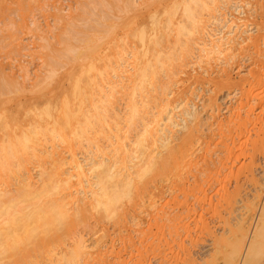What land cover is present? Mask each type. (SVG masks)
Listing matches in <instances>:
<instances>
[{
  "label": "bare ground",
  "instance_id": "1",
  "mask_svg": "<svg viewBox=\"0 0 264 264\" xmlns=\"http://www.w3.org/2000/svg\"><path fill=\"white\" fill-rule=\"evenodd\" d=\"M24 1L18 4L21 3L25 10L31 2L25 1L28 4L24 7ZM223 1L81 0L77 12H72L75 13L73 16L69 13L70 21L69 16L56 6V18L64 25L59 27L57 24L52 29L53 40L50 35L37 30L41 32L44 48L41 53L48 65L45 77L29 86L27 71L22 73L23 81H19L0 67V134L1 131L6 134L4 138V134L0 135V264H264V112H256L257 116L253 117L254 105L249 103L246 111V103H242L245 114L239 105L243 113L238 111L237 116L218 121L215 113V107L219 105L218 94L211 95L210 104L205 107L214 109L216 115L211 113L209 116H217V120L213 118L218 121L216 125L209 116L202 117L194 99L193 102L190 100V106L187 105L190 97L182 96L181 91L175 89L180 86H176L180 80L190 77H196V82L200 79L203 82L214 80L215 83L217 79L215 86L222 89V86L232 84L229 66L232 67V54L236 48L247 51L245 47L252 44L255 47L250 49L256 48L257 54L262 52L264 0H258L261 2L260 15L257 14L258 18L262 17L260 20L257 16L254 21L253 17L252 20L248 15L241 17L233 12L232 17L223 18L229 28L227 32L233 25L234 30L236 26L241 29L243 21L247 26L254 22L259 34L256 31L255 36L252 33L247 35L248 27L245 26L246 31H243L245 28L236 29L245 32L241 40L236 35V40L227 35L233 39V44L219 40L222 45H232L223 46L230 51L221 68L222 78H212L209 67L212 60L226 50L221 48L216 34L211 33L213 29L210 30L206 23L219 11L217 8ZM256 1L253 3L252 0V3L257 4ZM235 6L234 10L240 11ZM6 8L7 0H0V17ZM99 8L103 12L97 13L101 21L96 22L106 27L104 30L87 26L81 31L82 28L77 29L78 25H70L82 14L91 17L89 12L95 13L94 10ZM242 11L246 13L245 9ZM198 45L201 53L203 51V54L198 53L200 62L209 65L203 69V74L206 71L208 76L201 75L202 71L193 75L183 67L184 62L188 66L187 62L192 61L188 58L193 56L191 54ZM125 52H129L132 58L128 78L131 84L123 87V83L121 88V79L111 81L109 77L112 74L120 77L127 71L124 70ZM262 53L264 55V51ZM259 62L263 69L264 60ZM261 71L264 70L253 74L254 78H248V82L245 80L248 88L245 83L243 88L238 87L240 91L242 89L243 97L258 98L260 104L264 103V88L259 90L264 83ZM182 73L189 75L182 77ZM255 87L259 91L255 92ZM11 92L14 93L2 97L3 93ZM124 93L127 95V111L123 117L117 111L116 103ZM183 101H188L185 104L189 108H185L187 116L180 108L183 111L181 116L184 115L180 118L184 121L181 125L175 108ZM259 102L258 106L255 105L258 109L261 107ZM263 107L259 111H264ZM203 109L207 112V108ZM179 125L182 128L175 130ZM134 132L133 139L131 133ZM62 146L69 151L70 158L64 155L63 148L60 149ZM85 147L95 149V152L81 159L77 150ZM23 152L37 157L42 166L38 183L30 168L31 161L24 158L18 160L12 176L3 178L1 175L12 172L9 159L21 156ZM191 176L194 181L189 188L199 203L208 202L207 189L213 193L211 202L207 203L211 208L209 220L201 218L199 222L200 217L192 218L199 205L194 200L198 205L194 207L185 196L189 193L188 188H185L188 193L183 189V200L177 199V194L175 196L177 190L173 192V204L166 202L159 206L155 201L158 194L165 192L166 186L160 185V180H180L183 182H180L181 189L179 187L182 191L186 181L191 182ZM201 179L209 184V188H205ZM170 181L174 180L167 182ZM13 185L14 189L11 188ZM173 186H169L171 190L176 189ZM135 196L149 197L147 205L155 206L150 208L153 210H144L151 215L150 228L153 225L156 229L151 231L153 229L148 227L149 232L146 231L139 241H135L132 235L128 239L121 236L122 247L116 250V240L104 221L109 220L114 226H127L129 222L125 217L129 216L126 211L135 205L134 202L130 207ZM142 205L144 207V203ZM209 208L205 210L210 211ZM136 212L132 220L142 225L143 215L138 216ZM193 221L201 233L206 231L211 236L207 235L208 242L202 237L208 247L205 246L206 251L201 254L186 244L187 239L196 240L194 233L198 235L192 226ZM168 226L176 230L173 235L169 234L170 238L165 234L172 230L165 228ZM140 227L136 231L142 234ZM80 229H87L96 236L93 246L88 245L87 234L85 236ZM202 238L199 244L204 243ZM67 242L70 243L67 245ZM31 247L34 253H31ZM63 247L65 249L61 250ZM125 250L130 253L128 261L121 258V251Z\"/></svg>",
  "mask_w": 264,
  "mask_h": 264
},
{
  "label": "rangeland",
  "instance_id": "2",
  "mask_svg": "<svg viewBox=\"0 0 264 264\" xmlns=\"http://www.w3.org/2000/svg\"><path fill=\"white\" fill-rule=\"evenodd\" d=\"M25 1H28V0H25ZM24 1V2H25ZM81 0H30V1H28V2H31V3H29V5L26 7V5L28 4V2L25 4V6L24 7H26V9L24 10L23 9V5L20 3V4H18L19 2H21V0H19L18 1V3H17V0H7V5H8V8H6L5 9V14L3 13L2 15H1V17H0V67H4V69H5V71H6V73H9V74H11V76H14L17 80H19V81H23V74H24V72H26L27 71V74H29L28 75V77L30 78L29 80H28V85L29 86H32V85H34V84H37L39 81H40V79H42V78H44L45 77V75L47 74V72H48V65L46 64V62H44V58H43V53H41L42 52V36H41V32H43V34H48V35H50V39L51 40H53V34H54V30L52 31V29H55V25H57L58 24V26L59 27H61L62 25H64L63 23L64 22H61L60 21V24H59V21L57 20V18H56V16H58L57 15V10H56V8L58 7V8H60V10L62 9V12L64 13V14H66L67 16H69L68 17V21H70V19H72L71 18V15H69V13H71L72 14V12H77V8L80 6V2ZM139 2L141 1V0H138ZM223 1V0H222ZM228 1V0H227ZM227 1H223L222 3H219V7L217 8V9H219V11L217 10V12H215L214 13V15L215 16H212L211 18H209V16H208V18H209V21L208 20H206V21H208L206 24H208V26L210 27L209 29L211 30V29H213V32H212V30H211V33H213L217 38H218V40L217 41H219V40H221V41H224V43L225 44H227V43H232L233 44V42L231 41V40H233V39H229L228 38V36L230 37V38H232V37H234V35H236L235 37L237 38V37H241V35H245V32L243 33L242 31H238V30H241V29H243V28H245V26L246 27H248V33H246L247 35L248 34H251V35H253L254 34V36L257 34V32L256 31H258L259 30V28H257V25L255 24L254 25V22H251V24H250V26H247V25H245L246 24V22H245V24L243 25V21H241V23L240 24H242L241 25V29H240V27L238 28L237 26H236V29L238 28V30H234V28H235V25H233V26H231V27H233L231 30H230V32L231 33H233V34H231L230 32H227V30L229 31V28H228V25H227V23L225 24L224 23V21H223V18H228L229 16H230V14L233 12L234 14H236V15H238V16H243V15H248V17L249 18H251V17H253L254 18V21H256V18H257V20H260V18H262L261 16H259V18H258V15H260V10H261V8H259L260 7V3L262 2V0H260L259 2L260 3H258V0L256 1L257 2V4H259V5H257L256 3L255 4H253L254 2H255V0H253V3H252V0H230L229 2H227ZM248 1V2H247ZM236 2H238V3H236ZM228 3V4H227ZM59 4V5H58ZM237 4V5H236ZM20 5H21V7H20ZM236 5V6H235ZM253 5V7H251ZM57 6V7H56ZM232 6V7H231ZM233 6H235V7H237V8H239L240 9V11H238V9H236V10H234L235 8L233 7ZM242 6V7H241ZM250 7V8H248V7ZM254 6H255V9H254ZM10 7V8H9ZM246 7V8H245ZM87 7H85V9H86ZM89 8H90V6H89ZM88 8V9H89ZM251 8H252V10H251ZM256 8H258V9H256ZM19 9V10H18ZM70 11H69V10ZM227 9V10H226ZM243 9H245L246 10V13L245 12H243L242 10ZM248 9H250V11L248 10ZM253 9L255 10L254 11V13L252 12L253 11ZM9 10V11H8ZM24 10V11H23ZM90 10V9H89ZM89 10H87L88 12H89ZM100 10H102L101 8H99V10L98 9H95L94 11H95V13L94 12H89V13H91V15L93 16H91V17H89L88 15H80L78 18H80V19H82V20H76L75 19V21L73 20V23H72V21L70 22V25H72L73 24V26H75V24L76 25H78L77 26V29H81V31H83V29H85L87 26H89V27H93L94 28V26L95 27H97V29H99L100 31H102V30H104L106 27H104V26H102V25H100L101 23H97V22H99V21H101V19H100V17H99V15L97 14V13H99V14H101L103 11H100ZM224 10H225V12H224ZM65 11V12H64ZM90 11H92V10H90ZM99 11V12H98ZM259 11V12H258ZM101 12V13H100ZM238 12H241L242 14L240 15V13H238ZM248 12H252L251 13V15H249L248 14ZM18 13V14H17ZM224 15H223V14ZM244 13V14H243ZM73 14H75V13H73ZM73 14H72V16H73ZM227 14H228V16H227ZM258 14V15H257ZM97 15H98V17H99V19H98V17H97ZM211 15V14H210ZM226 15V16H225ZM255 16H257L256 18H255ZM7 17V18H6ZM22 17V19H20ZM95 17V18H94ZM206 18H207V15L205 16ZM230 17H232V16H230ZM17 18V19H16ZM70 18V19H69ZM86 18V19H85ZM90 18V19H89ZM91 18H93L92 20H91ZM207 18V19H208ZM56 19V20H55ZM98 19V20H97ZM252 19V18H251ZM251 19H249V23H250V20ZM20 20H21V22H20ZM225 20V19H224ZM247 20V19H246ZM253 20V19H252ZM97 21V22H96ZM228 21V20H227ZM248 21V20H247ZM14 22V23H13ZM20 22V23H19ZM16 23H17V25H16ZM24 23V24H23ZM78 23V24H77ZM90 24V25H89ZM211 24V25H210ZM18 25H19V27H18ZM93 25V26H92ZM224 25V26H223ZM230 25V24H229ZM249 25V24H248ZM25 26V27H24ZM22 27V28H21ZM36 27V28H35ZM38 27V28H37ZM54 27V28H53ZM84 27V28H83ZM99 27V28H98ZM224 27H226V28H224ZM230 27V26H229ZM254 27V28H253ZM21 28V29H20ZM75 28V30L77 31V29H76V27H74ZM19 29V30H18ZM33 29V30H32ZM96 29V30H97ZM108 29V28H107ZM246 29L247 28H245V29H243V31L245 30L246 31ZM40 30L41 32H38V31ZM45 30V31H44ZM233 31V32H232ZM240 33V35H238V33ZM79 32V31H78ZM99 32V31H98ZM243 34H242V33ZM226 33H229V34H226ZM261 33V32H260ZM213 34H211V38L213 37ZM225 35V39H229V41H228V39L227 40H225L224 39V35ZM258 34H259V31H258ZM221 35V36H220ZM228 35V36H227ZM47 36V35H46ZM227 36V37H226ZM232 36V37H231ZM49 37V36H48ZM215 37V38H216ZM222 37H223V39L224 40H222ZM235 37H234V39H235ZM41 39V40H40ZM214 38H212L211 40H213ZM238 39V38H237ZM207 40H208V38H207ZM236 40V39H235ZM240 40H241V38H240ZM261 40H262V37H261ZM260 40V41H261ZM221 41H219L220 42V44H221ZM225 41H228V42H225ZM231 41V42H230ZM263 41V42H262ZM261 42H262V44H260L261 45V47L262 46H264V38H263V40H262ZM4 42V43H3ZM42 42V43H41ZM212 42V41H211ZM260 42V43H261ZM223 43V42H222ZM225 44H221V48L222 49H224V50H226V48H228V46L230 45H232V44H229V45H225ZM226 46V48H224V47ZM229 46V47H230ZM199 47H200V49H201V46H199L198 45V47L196 46L195 47V49H194V53L193 54H191V55H193V56H190L189 58H188V60H192V61H188L187 63H188V66H189V64H190V66L188 67V66H185V65H187V64H185V62H184V66L183 67H186V68H184V69H186V71H188L189 73H191L192 72V74L193 75H195V74H198L199 72L198 71H202V72H200L201 73V75H206V76H208V74H207V72L205 71V73L203 74V72H204V66L205 65H207V64H205L204 62H200V58H199V56H200V54L198 55V53H201V50L199 49ZM250 47H252V48H254L255 46H252V44L249 46V48H248V45L245 47V49H247V51L245 50V51H242V49L240 50L239 48H238V50H237V48L235 49L236 51H239L238 53H235L236 55H235V57H234V53L232 54V59H231V62H232V67L231 66H229V70L230 71H232L231 72V78L233 79H231L232 81H231V83L232 84H230V85H224V86H222V89H219L218 90V88L219 87H216L215 86V83H216V78H218V79H220V78H222V74H223V70L221 69L222 67H223V64H225V62H226V54H227V52L228 51H230V50H226L224 53H220V55H215V56H217V57H215V58H213V60H212V62H211V65H213V66H209V65H207V66H209L210 67V71H211V76H212V78L214 77V79H216L215 80V83H214V80L213 81H211V80H209L208 82L207 81H205V82H203V81H201L200 79H199V81H201V82H199L198 80V82H196V81H194V80H196L195 78L196 77H190L189 79H191L192 81H189V79L187 78L186 80H184V81H182V80H180V82L178 83V85H176V86H179V87H175V89H177L178 88V90L179 91H181V94H182V96H184L185 95V97L186 98H189V102L187 103V102H185V101H183L182 103H180V105H179V107L177 108H175V110H176V114H177V116H176V118H177V120H178V122H180L181 123V125H183V123L182 122H184V121H182L180 118H182L184 115H185V108L186 107H188V106H186V104L185 103H187V105H189L190 106V100H192L191 102H193V99H194V101L196 102V105L198 106V108H199V112L201 113V115H202V117H205L206 118V116H209L211 113H213L214 114V109L212 110H210V108L209 107H205V105H208V103L210 102V99H209V97L211 96V95H215V94H218V97L216 96V100H219L218 102H219V105H217L215 108V113L217 114V116H218V121L220 120V119H222V120H224L225 119V121L226 120H228L230 117H233L234 115H236L237 113H239V112H241L242 111V109H243V104L244 103H246L245 105H244V109L246 110L247 108L249 109V103L251 104V105H254V107H253V109H252V111L251 112H253V114L251 113V115L253 116H257L256 115V112H257V114H260L261 112L263 113L264 111H259L263 106H264V103L263 102H261L262 104H260V102H259V100H257L258 98H255V99H253L252 98V100L254 101L255 100V102H253L252 100H251V98H249L250 99V101H249V99H247L246 97H243V95H242V89H241V91L239 90V88H243L244 87V83H245V86H246V88H248L249 87V84L247 83L248 81L247 80H249V79H253L254 78V75L253 74H255V75H257V74H259L258 73V71H260V70H264V68L262 69L261 67H262V64H260V62L259 61H262V59L264 60V55H263V51H264V48H263V50H261L262 52H260L259 51V54L260 53H262V55L260 54V56H259V54H257V49L255 48V50L257 51H255L254 49V51L252 50V49H250ZM44 49V48H43ZM199 49V51H197ZM196 50V51H195ZM244 50V49H243ZM251 50V51H250ZM241 51H242V53H241ZM253 51V52H252ZM5 52V53H4ZM43 52H44V50H43ZM245 52V53H244ZM254 53V52H256L255 54L256 55H258L259 57H257L258 58V62L256 61V57L255 56H252V55H255V54H252V53ZM244 53V54H243ZM201 54H203V51H202V53ZM218 54V53H217ZM225 56H224V55ZM250 54H252V55H250ZM250 55V56H249ZM239 56V57H238ZM262 56V57H261ZM131 57V54L129 53V52H125V55H124V58H123V60H127V62H126V67L124 68V70L125 69H127V71L125 70V72L123 73H121V75L122 76H120V77H117V76H115V75H111L110 77H109V80L110 79H112L111 81H117L118 79L120 80H122V81H120V86L124 83V85H122L123 87L124 86H129L128 84H131L130 83V81H131V79H128L129 78V73H130V70H132V66L131 65H129L131 62H132V58H130ZM197 57H198V59H197ZM219 57V58H218ZM223 57H224V60H223ZM253 58H255V59H253ZM262 58V59H261ZM204 59H206V57H204ZM216 59V60H215ZM199 60V61H198ZM241 62H240V61ZM192 62V63H191ZM216 62V63H215ZM3 63V64H2ZM44 63H45V65H44ZM237 63V64H236ZM261 63H263V62H261ZM1 64H2V66H1ZM241 66H240V65ZM257 64H259V65H257ZM199 65V66H198ZM219 65V66H218ZM260 66V67H259ZM188 67V68H187ZM216 67V68H215ZM240 67H241V69H240ZM264 67V66H263ZM24 68V69H23ZM219 68V69H218ZM257 68V69H256ZM25 70V71H24ZM220 70V71H219ZM221 70H222V74H221ZM191 71V72H190ZM197 72V73H196ZM215 72V73H214ZM255 72V73H254ZM264 71H261L260 72V74H264L263 73ZM23 73V74H22ZM257 73V74H256ZM186 74V73H185ZM184 73H182V75L180 74V76H182V77H188V75H185ZM215 74V75H214ZM220 74V76H218ZM128 75V76H127ZM253 75V76H252ZM18 76V77H17ZM44 76V77H43ZM113 76H115V77H113ZM216 76V77H215ZM218 76V77H217ZM42 77V78H41ZM113 77V78H112ZM115 78V79H114ZM249 78V79H248ZM117 79V80H116ZM123 80L125 81V82H123ZM130 80V81H129ZM245 80L247 81V82H245ZM181 81H182V83H181ZM212 83H211V82ZM119 82V81H118ZM184 82V83H183ZM264 82V81H263ZM262 82V83H263ZM186 83V84H185ZM207 84V85H205V84ZM214 83V84H213ZM234 83V84H233ZM243 83V84H242ZM184 84V85H183ZM183 85V86H182ZM243 85V86H242ZM122 86H121V88H122ZM185 86H187L186 88H185ZM214 86H215V88H214ZM241 86V87H240ZM258 86H260L259 84L257 85V87ZM263 87H260L261 89H259L260 91H263L262 89L264 88V83H263V85H262ZM185 89H184V88ZM213 87V88H212ZM225 87V88H224ZM239 87V88H238ZM180 88V89H179ZM184 89V90H183ZM188 89V90H187ZM255 89H257V90H255V92L256 91H259L258 90V88H256L255 87ZM187 90V91H186ZM237 90H239V91H237ZM184 91H185V94H184ZM190 91V92H189ZM215 91H219L218 93H214ZM236 91V92H235ZM7 92V91H6ZM213 92V93H212ZM238 92V93H237ZM14 92H11V93H3V95H2V97H6L7 95H11V94H13ZM126 93V92H125ZM125 93L124 94H121V96H120V98H119V102H117L116 104H117V106H116V108H117V111L118 112H120L119 114H121L123 117H124V115L126 114L125 113V111H127L126 109H127V100H126V98H127V95H125ZM190 93L191 94H193V95H190ZM212 93V94H211ZM235 93H236V95H235ZM239 93H241V94H239ZM263 94H264V91L262 92ZM200 94V95H199ZM238 94V95H237ZM189 95V96H188ZM240 95L242 96V97H240ZM123 96V97H122ZM204 96V97H203ZM245 96V95H244ZM180 97V96H179ZM203 99V102H202V99ZM234 98V99H233ZM237 98V99H236ZM243 98V100H240V99H242ZM244 99H245V101H244ZM246 99L248 100L247 102H246ZM238 100V101H237ZM209 101V102H208ZM257 101V102H256ZM217 102V103H218ZM252 102L254 103V104H252ZM259 102V106H261V107H259L260 109H258V107H256V106H258V103ZM176 103H178V100L175 102V104ZM190 103V104H189ZM203 103V104H202ZM205 103H207V104H205ZM242 105H241V104ZM184 104V105H183ZM210 104V103H209ZM247 104H248V107H247ZM241 106V108H240V106ZM256 105V106H255ZM220 106V107H219ZM12 107V109L14 108L13 106H11ZM183 108L182 110H184V115H182L181 116V113L183 114V111L182 110H180V108ZM246 107V108H245ZM189 108V107H188ZM195 108H197V107H195ZM197 108V109H198ZM203 108H207V112L203 109ZM220 108V109H219ZM238 108H239V110H238ZM178 109L180 110V111H178ZM218 109V110H217ZM236 109V110H235ZM243 109V110H244ZM248 109L246 110V111H248ZM234 110H235V113H234ZM244 110V111H245ZM259 111V113H258V111ZM262 110H264V107H263V109ZM210 111H212V112H210ZM219 111V112H218ZM231 111H233V112H231ZM237 111V112H236ZM239 111V112H238ZM244 111H242V113L244 112ZM246 111L244 112V114L246 113ZM178 112H179V115H178ZM255 112V113H254ZM216 114H214V115H216ZM219 114V115H218ZM231 115H233V116H231ZM181 116V117H180ZM185 116H187V115H185ZM217 116H209V120H211L212 119V122H214L216 125H217V123H218V121H215V120H217ZM237 116V115H236ZM253 116V117H254ZM235 117V116H234ZM215 120H214V119ZM226 118H228V119H226ZM124 125V124H123ZM126 125V124H125ZM181 125H179L178 127H175V130L177 129V130H179V129H181L182 128V126ZM179 132V131H178ZM205 133H208V130H207V132H206V130H205ZM2 134H4V133H2V131H1V134L0 135H2ZM131 134H133V135H131V137L133 138V136L135 137V132L134 133H131ZM1 137V136H0ZM4 137H6V134H4V136L2 137V138H4ZM131 138V139H132ZM1 139V138H0ZM134 139V138H133ZM108 143V144H107ZM107 143H105V144H107V145H109L110 143L109 142H107ZM50 145L51 144H48V146L50 147ZM63 145V144H62ZM64 146V145H63ZM61 147L60 149H62V152H64V155H67V156H69V158H70V153H69V151H67L66 149H64V147ZM85 148L87 149V150H85ZM85 148H79L78 150H77V152L79 153V156H80V158L81 159H86V158H88V157H90L91 156V154L93 155L94 153L93 152H95V149L93 150V149H90V148H88V147H85ZM205 148H206V145H205ZM210 148H211V146H210ZM209 148V149H210ZM50 150H51V148H49ZM89 150V151H88ZM210 151H211V149H210ZM66 153V154H65ZM90 154V155H89ZM66 156V157H67ZM263 156H264V153H263ZM35 156H32L31 155V153H24L23 152V154L21 155V156H17V157H12V159H9V161H10V165H9V168L12 170V172H4V173H2L1 175L3 176V178H7V177H10V176H12L14 173V171L13 170H15V168H16V166H17V163H18V160H24V159H28V160H30L29 162H30V168H31V170H32V173H33V176L35 177V181H37V183H38V181H41L40 180V178H41V171H42V166L39 164V161H37L36 160V158L37 157H35ZM24 158V159H23ZM243 160H244V157H243ZM48 167V165L47 166H44V170L46 169ZM43 170V171H44ZM41 173V174H40ZM7 174H10V175H7ZM169 180H174V181H170L169 183L167 182V181H169ZM190 180H191V182H188V181H186V187H183L182 188V191L180 190L181 189V183L180 182H182V181H180L179 180V182H177L176 180H175V178H172V179H168L167 181L166 180H163V181H165V182H163L162 180H160V182H162V183H160L159 182V184L160 185H163V186H166L165 187V192H163V194L162 193H160L161 195H164L163 197L161 196V195H159L158 194V196H156V203L160 206L161 204L163 205L164 203L166 204V202L167 203H175L174 202V198H175V196H177L178 198L177 199H181L182 198V200H183V198H184V191L188 188L189 190H190V184L194 181V179L192 178V176H191V178H190ZM175 181L177 182L176 183V185H177V187L175 186ZM201 181H203V179H201ZM188 182V183H187ZM205 182V183H204ZM165 183V184H164ZM203 185L204 186H206L205 188L207 189V187L209 188V184H206L207 182L206 181H203ZM209 183V182H208ZM166 184H168V185H166ZM172 184L174 185L173 187L174 188H176V189H170L171 187H172ZM180 184V185H179ZM182 184H183V182H182ZM171 185V187H169ZM189 185V186H188ZM208 185V186H207ZM168 186V187H167ZM179 187H180V189H179ZM190 187V188H189ZM11 188H15V186L13 185ZM179 190H178V189ZM186 188V189H185ZM170 189V190H169ZM183 189H184V191H183ZM177 190V191H176ZM188 190V192H187V190H186V192L188 193V195L186 194L185 196H188L189 197V201L191 200V203L193 202L194 203V200H195V203L196 202H198V205H199V207H198V205H196L195 203H194V207H195V205H196V207H198V208H196L197 209V211L199 212V214H198V212H196V213H194V215L192 216V218H194L195 216V218H199L198 220H199V222H200V219L201 218H204V219H207V220H209V218H210V215L209 214H211V208H209V204H207L209 201L211 202V197L213 196V193H212V191H211V189L209 188V189H207V195H208V202H205V201H200V203H199V201L196 199V197H195V193L192 191V193H191V190L189 191ZM174 191H176V192H174ZM173 192L175 193V196H173L174 194H173ZM185 192V193H186ZM194 193V194H193ZM177 194V195H176ZM190 194V195H189ZM212 194V195H211ZM161 196V197H160ZM138 197V196H137ZM137 197L135 196L134 197V199H133V202H132V204L130 205V207L134 204V202H135V205L134 206H132L131 208H130V211L132 210V211H135V210H138V212H136L137 214L136 215H138V214H140L141 216L143 215V219H142V225H141V223L140 224H136L135 222H133V220H132V218L135 216L134 214H135V212L133 213V212H130V211H126V212H128V216L129 217H125L126 219H127V221L129 222V224L127 225V226H122L121 227V225L119 224V226H120V228H119V226H114V224H113V222H110L109 220H106V221H104V224H106L107 225V227H108V229H109V231H110V233H111V235H112V237L116 240V242H115V245H116V243H117V245H116V250H119L120 249V247H122V244H123V241L121 242V240H120V237L121 236H126V238L128 239L129 238V235H132L133 236V238L135 239V241H139L140 240V238L141 237H143L144 236V233H146V231H147V233L149 232L148 230H150L151 228L153 229V230H151V231H155V229H156V226H151V228H150V225H149V218L151 217V215L148 213V211L147 210H144V209H148V210H153V209H150V208H153V207H155V206H151L150 207V205L148 206L147 204H149V197H144L143 198V196H141V197H138V199H137ZM194 197V198H193ZM140 198V199H139ZM191 198V199H190ZM176 199V200H177ZM214 199V198H213ZM135 200V201H134ZM139 200V201H138ZM169 200V201H168ZM173 200V201H172ZM175 200V201H176ZM197 200V201H196ZM138 201V202H137ZM145 201V202H144ZM209 202V203H210ZM144 203V207H143V204ZM139 204V205H138ZM148 206V208L147 207H145L146 205ZM164 204V205H165ZM203 204H204V206H203ZM138 205V206H137ZM206 206V207H205ZM166 207H168V205H166ZM201 207V208H200ZM203 207H205L204 209H203ZM125 208V207H124ZM134 208H135V210H134ZM210 209V211H208V210H205V209ZM199 209V210H198ZM144 210V211H143ZM131 213V215H129L130 213ZM143 213V214H141V213ZM133 213V214H132ZM204 213V214H203ZM149 216H148V215ZM202 214L203 215H205V216H202ZM140 215H138V216H140ZM125 216V215H124ZM206 216H207V218H206ZM148 218V219H147ZM151 219V218H150ZM144 220V221H143ZM108 221H109V223H108ZM146 221V222H145ZM196 221H197V219H196ZM132 223V224H131ZM135 223V224H134ZM195 221H193V223H192V226L197 230H195L196 232H197V234L198 235H196L195 233H194V237H195V241H197L196 243H195V241H190V239H187L186 241V244H188V246L189 247H191V248H193V251L194 252H198L199 254H201V253H204L206 250H204L205 249V246L207 245L206 244V242H208L209 241V237L207 236V235H209L210 236V233H207L206 231H204V234H203V232L201 233L200 232V230H199V228L197 227V226H194L195 224ZM155 225V224H154ZM131 226V227H130ZM139 226H141L142 227V229H143V231L142 230H140L141 232H142V234H140L139 233V231L137 230L136 231V228L138 229L139 228ZM140 227V228H141ZM150 229H149V228ZM169 227V226H168ZM166 229H170V228H172V227H169V228H167V227H165ZM164 228V229H165ZM134 229V230H133ZM148 229V230H147ZM158 229V228H157ZM166 229H165V231L164 232H166ZM173 230H175V228L173 229L172 228V230H170V232L168 231V233H165L167 236L166 237H168V238H170V236H171V234L173 235L175 232H176V230L174 231V232H172L171 233V231H173ZM80 231H81V229H80ZM84 231V232H83ZM83 231H81L85 236H86V234H87V236H86V238H88V245H91V246H93L94 245V242H95V240H96V236H93L92 235V233H90L89 232V230H87V229H83ZM205 232H206V237L204 236L205 235ZM160 233H161V231H160ZM128 234V235H127ZM169 234H170V236H169ZM199 234H201V236L199 235ZM140 236V237H139ZM198 237H199V239H198ZM202 237H204L205 239H208V240H206V242L205 241H203V238H202V241L204 242V243H200L199 244V240H200V242H201V238ZM210 238H211V236H210ZM90 239V240H89ZM94 241V242H93ZM189 242V243H188ZM193 242V243H192ZM70 243V242H69ZM68 242H67V245L69 244ZM191 243V244H190ZM192 244H194V245H192ZM199 244V245H198ZM205 244V245H204ZM67 245H65V247L67 246ZM121 245V246H120ZM195 245H197V246H195ZM90 246V247H91ZM195 246V247H194ZM204 246V247H203ZM65 247H63L61 250H63V249H65ZM119 247V248H118ZM201 247V248H200ZM208 246H206V248H207ZM130 248V247H129ZM128 248V249H129ZM124 250V249H123ZM200 250H201V252H200ZM32 251H33V248L31 247V253H32ZM127 250H125V252H123V251H121L122 252V256H121V258H122V260H123V258L126 260V261H128L129 259H130V257H129V255H130V253L128 252H126ZM204 251V252H203ZM33 253H34V251H33Z\"/></svg>",
  "mask_w": 264,
  "mask_h": 264
}]
</instances>
